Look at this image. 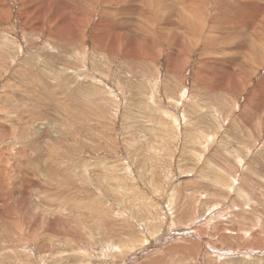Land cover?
Wrapping results in <instances>:
<instances>
[{"label": "rangeland", "instance_id": "rangeland-1", "mask_svg": "<svg viewBox=\"0 0 264 264\" xmlns=\"http://www.w3.org/2000/svg\"><path fill=\"white\" fill-rule=\"evenodd\" d=\"M149 3L154 53L136 57L94 41L97 25L101 36L124 35L128 25L120 23V9L126 2L110 1L112 15L102 14L99 0L80 22L70 13L71 30L62 28V34L59 21L51 27L53 7L42 29H35L24 22L20 0L6 1L9 15L0 21V214L10 215L12 226L7 222V236H0V264H67L73 255L103 263L111 253L119 264L144 241L138 248L144 253L131 264H194L197 243L186 234L201 232L234 250L210 255L209 264L264 261V251L254 253L264 250V94L255 91L264 63H254L248 76L243 69L256 60L241 46L243 37L232 34L228 50L204 51L197 24L185 29L199 45L183 56L174 36L180 18L170 27L163 22L177 48L169 53L154 15L163 10ZM196 9L205 22L208 8ZM219 13L208 17L209 24ZM171 56L183 67L170 66ZM203 59L208 66L201 67ZM28 217L34 226L23 223ZM181 228V236L162 242L160 234Z\"/></svg>", "mask_w": 264, "mask_h": 264}, {"label": "bare ground", "instance_id": "bare-ground-1", "mask_svg": "<svg viewBox=\"0 0 264 264\" xmlns=\"http://www.w3.org/2000/svg\"><path fill=\"white\" fill-rule=\"evenodd\" d=\"M6 1L7 0H0V21L2 20H6L8 18L9 15V8L6 5ZM34 0H20L21 3V13L23 15L24 18V22L26 24L31 25L33 28L35 29H42L43 27V23L44 21L47 19V15L50 12L48 9L51 7H53V10L56 12L54 13L52 20H51V27H53V24H57L58 21L60 24L61 29L58 27V30L60 29V31L63 33V29H68L71 30V23H66L69 21L68 17H70V13L75 15L74 19L77 20V22H80L83 18V14L82 12L85 11L86 9H88L89 7H93V5H96V3L99 0H45V2L42 5L39 6H34L33 4ZM115 0H103L104 4H103V8H102V14H106V13H110V10L108 9V4ZM119 1V0H118ZM121 2H125L127 3L124 8H121L120 10L122 11V21H120L121 24L123 25H128L124 35L122 36L119 32V36L118 35H111V33L108 31V33L110 34H104L105 36H101L102 32H103V28L100 27V25L98 26V30L94 31L95 35H94V41L96 42L98 47H102V48H107L108 50H111L112 52H117L120 47H124V53L127 56H136V57H143L142 54L144 52L147 53H154V52H149V49H154V48H150L149 47V42H151L153 44V41L151 40L153 37V28L151 26L152 20L149 17H146V12H149L150 7V3L149 0H120ZM152 2L156 3V11L158 10H163L162 12L158 13H154L155 17L157 18V21L159 23L158 28H161V31H159L161 34V37L163 39L164 42L168 43L171 46V51L169 53L172 52H177V48L175 47L174 43L171 40V37L169 36V34L167 32H165L164 28H163V22L166 21L168 27H170V25L172 24V22L175 20V18H180L183 19L182 21V26L176 28V34L174 35L177 38V42H178V48L183 50V56H186L187 54H190L193 52V50H195L198 45H199V40L200 39H196L193 37V35H191V33L185 29V26L194 31L196 24L198 25V35H201L205 41V48L204 51L206 50H212L215 52L218 50L219 47L226 45L228 48L227 50L230 48L231 43L229 40V36L230 34L234 35L235 39H239L240 37H243V41L241 46H247L246 48L250 50V55H253L252 59H255L256 61H253L250 59V63L248 64L250 67H246L243 70H246V72L248 73L247 75L250 76L251 74L253 75L252 71L253 69H251L254 65V63H258L259 66L261 67L262 64L264 63V0H151ZM142 3L144 5H139V3ZM39 3V2H38ZM120 3V2H119ZM135 3L137 4V7L135 6ZM115 4V3H113ZM199 4H203L204 6H206V9L208 8V13L210 15L215 14L217 12L220 11L219 15L214 16V22L212 24H209L208 22V17L210 15H208L205 18V22L204 20H198L199 19V14L200 11L196 9V7ZM119 5V4H118ZM123 5V4H122ZM147 5L144 9H142V12L138 10L139 6H145ZM117 6V3H116ZM120 7V6H119ZM153 7V6H152ZM220 7V9H219ZM228 7H234L235 8V13L233 14L234 11H229L228 12ZM96 9V8H94ZM123 9V10H122ZM141 10V9H140ZM114 11V10H113ZM112 11V12H113ZM116 11V10H115ZM119 11V10H118ZM202 11V10H201ZM117 12V11H116ZM115 12V13H116ZM92 13V12H91ZM95 13V12H94ZM93 13V14H94ZM112 14V13H110ZM121 14V13H119ZM150 14V13H149ZM113 15V14H112ZM148 15V14H147ZM72 16V15H71ZM91 16V15H90ZM99 16V15H98ZM203 16V15H202ZM73 17V16H72ZM104 17V16H103ZM106 17V16H105ZM119 17V16H117ZM152 17V16H151ZM201 17V16H200ZM205 17V16H204ZM32 18V19H31ZM100 18V17H99ZM113 18V17H112ZM147 19V23H143L144 19ZM101 19V18H100ZM150 19V20H149ZM99 20V19H98ZM121 20V18H120ZM85 21V20H84ZM46 22V21H45ZM75 22V21H72ZM98 22V21H97ZM104 22V20H103ZM198 22V23H197ZM100 23V22H98ZM102 23V21H101ZM46 24V23H45ZM75 23H73L74 25ZM78 24V23H77ZM121 24H117L121 26ZM76 25H74V29ZM88 26V25H87ZM96 26V24H95ZM109 26V25H107ZM105 26V27H107ZM113 26V25H112ZM111 26V27H112ZM115 26V27H117ZM123 26V27H125ZM176 26V25H175ZM104 27V28H105ZM119 27V26H118ZM122 27V26H121ZM120 27V28H121ZM63 28V29H62ZM73 28V27H72ZM79 28V26L77 27ZM113 28V27H112ZM183 32H182V29ZM97 29V28H96ZM106 29V28H105ZM108 29H110L108 27ZM112 30V29H111ZM123 30V29H120ZM56 31V30H55ZM58 31V32H60ZM74 31V30H73ZM78 31V30H77ZM106 31V30H105ZM57 32V33H58ZM114 32V30H113ZM4 33V32H3ZM55 33V32H54ZM69 33V32H68ZM72 33V32H71ZM117 33V30H116ZM115 33V34H116ZM67 34V33H65ZM70 34V33H69ZM73 35V34H72ZM111 36V37H109ZM152 36V37H151ZM200 38V37H199ZM196 40V41H195ZM165 44V43H164ZM248 44V45H247ZM154 45V44H153ZM252 45V46H251ZM95 46V48L97 47ZM160 46V45H159ZM251 46V47H250ZM53 47V46H51ZM78 47V46H77ZM74 48V47H73ZM98 50V48H96ZM8 50V49H7ZM65 50V48H64ZM54 51V50H53ZM76 51V50H75ZM203 51V52H204ZM211 52V51H209ZM208 52V53H209ZM73 53V52H72ZM168 53V52H167ZM60 54V53H59ZM77 54V53H75ZM145 55V54H144ZM202 55V54H201ZM203 56V55H202ZM76 57V56H75ZM104 57V56H103ZM107 57V56H106ZM215 58V57H213ZM110 60V59H109ZM206 60H210L209 58H206ZM205 59L201 60L202 64L201 67L204 66H208L209 62H207ZM212 60V59H211ZM214 60V59H213ZM104 58L103 61L104 62ZM212 62V61H211ZM216 62V60H215ZM213 64V63H212ZM169 65L172 66L173 68L178 67V66H182L181 64H179L178 59L175 56H171L170 60H169ZM247 65V66H248ZM253 65V66H252ZM258 66V67H259ZM198 67V66H197ZM35 68V67H34ZM203 69V68H202ZM229 69V68H228ZM60 70V69H59ZM217 70V68H216ZM230 70V69H229ZM219 71V69H218ZM226 71V70H225ZM61 72V71H60ZM245 72V73H246ZM198 71L196 72V75H198ZM226 75H228L227 73H225ZM232 74V73H230ZM195 75V76H196ZM235 75V74H233ZM232 77L234 78L235 76ZM251 75V76H252ZM36 76V75H35ZM229 76V75H228ZM231 76V75H230ZM181 77V76H180ZM239 78V77H238ZM23 79V78H22ZM41 79V78H40ZM206 79V78H205ZM227 80V79H226ZM41 81V80H40ZM43 81V80H42ZM232 81V80H231ZM234 81V80H233ZM238 80H236L237 82ZM207 82V81H206ZM226 82V81H224ZM229 81H227L226 83H228ZM235 82V81H234ZM233 82V83H234ZM235 82V84H236ZM222 83V82H221ZM230 84V83H229ZM234 84V85H235ZM246 84V82H245ZM249 83H247L248 85ZM49 85V84H48ZM223 85V84H222ZM239 86V84H237ZM235 85V86H237ZM216 86V85H215ZM232 86V85H231ZM234 86V88H236ZM49 87V86H48ZM214 87V86H213ZM217 87H219L217 85ZM221 87V86H220ZM240 87V86H239ZM215 88V87H214ZM222 88V87H221ZM232 88V87H231ZM206 90V89H205ZM233 90V89H232ZM207 91V90H206ZM236 91V90H235ZM257 92H259L261 95L263 96L264 94V80H262L259 84V86L257 87V89L255 90ZM44 92V91H43ZM215 92V91H214ZM256 92V94H257ZM217 93V92H216ZM219 93V92H218ZM258 93V94H259ZM74 94V93H73ZM210 94V93H209ZM213 94V93H212ZM223 94V93H222ZM255 94V97H256ZM215 95V94H214ZM228 96V95H227ZM69 97V96H68ZM229 97V96H228ZM254 98V100H256ZM258 97V96H257ZM81 98V97H80ZM263 98V97H262ZM260 99V97H259ZM199 100V99H198ZM193 102L195 101L192 100ZM261 101V100H260ZM263 101V100H262ZM262 101L260 103H262ZM205 102V101H204ZM259 102V101H258ZM257 103V102H256ZM196 104V102H195ZM259 104V103H258ZM263 104V103H262ZM261 104V107H262ZM194 105V104H193ZM264 105V104H263ZM209 106V105H208ZM46 107V106H45ZM177 107V106H176ZM249 107H252V105L249 102ZM179 108V107H178ZM203 108V107H202ZM254 108V107H253ZM263 108V107H262ZM255 109H257V107H255ZM260 108H258L259 110ZM217 110V109H216ZM262 111V109H260ZM264 110V109H263ZM260 111V112H261ZM205 114V113H204ZM210 114V113H209ZM251 114V113H250ZM256 114V113H255ZM245 115L247 116V114L245 113ZM245 115L242 114V116L244 117ZM253 116V115H252ZM257 116V115H256ZM184 117V116H183ZM174 118V117H173ZM252 118V117H250ZM250 118H247V122L249 121ZM187 119V118H186ZM38 120V119H37ZM193 120V119H192ZM134 121V120H133ZM241 121V120H240ZM238 122V121H237ZM246 122V121H245ZM243 123V122H242ZM252 123V122H250ZM131 124V123H130ZM234 125L236 124L235 122L233 123ZM238 124V123H237ZM43 125V124H42ZM179 125V124H178ZM21 126V125H20ZM34 126V125H33ZM238 126V125H237ZM242 126V125H240ZM245 127V126H242ZM248 127V126H247ZM234 128V127H233ZM240 129V127H238ZM232 129V128H231ZM237 129V128H236ZM250 129V128H249ZM238 130V129H237ZM240 132V131H239ZM41 133V132H40ZM205 133V132H204ZM194 134V133H193ZM240 134V133H239ZM245 134V133H242ZM132 135V134H131ZM146 135V134H145ZM197 135V134H196ZM244 137V135H241ZM257 136V135H256ZM208 137V136H207ZM246 138V136L244 137V139ZM248 139V138H247ZM211 140V139H210ZM49 150V149H48ZM4 151V150H3ZM43 158V157H42ZM41 158V159H42ZM39 164V163H38ZM45 165V164H44ZM72 167V166H71ZM23 168V167H22ZM40 185V184H39ZM41 188V187H40ZM50 196V195H49ZM23 197V196H22ZM51 197V196H50ZM28 198V197H27ZM25 199V198H24ZM63 199V198H62ZM11 200V199H10ZM28 201V200H27ZM26 201V202H27ZM63 201V200H62ZM18 202V201H17ZM22 202V201H21ZM13 203V202H12ZM25 203V202H24ZM28 203V202H27ZM34 203V202H33ZM59 203V202H58ZM7 204V203H6ZM6 204H3L7 207ZM35 204V203H34ZM23 205V204H21ZM45 205V204H43ZM51 205V204H50ZM4 207V206H2ZM53 208V207H52ZM68 208V207H67ZM41 209V208H40ZM78 210V209H77ZM42 211V210H41ZM46 211V209H45ZM49 211V210H48ZM47 211V212H48ZM79 212V211H78ZM4 213V212H3ZM3 213L0 214V218H4V219H0V221L3 222V225L0 224V232L4 233V234H0V236H7L8 232L6 231V228L4 230V226L7 222H9L8 224L10 226H12V223H10L11 220V216L6 214V216H3ZM45 213V212H44ZM50 213L51 210H50ZM48 213V214H50ZM47 214V215H48ZM63 214V213H62ZM7 217V218H6ZM46 217V216H45ZM48 217V216H47ZM46 217V218H47ZM53 217V216H52ZM27 218V217H26ZM23 219V223H25V225L27 223L32 224L33 226L35 225V223L32 221L33 219L29 218L28 219ZM48 221V220H47ZM55 221V220H54ZM61 221V220H60ZM59 221V222H60ZM52 223V222H51ZM29 224V225H30ZM55 224V222H54ZM27 225V226H29ZM31 225V226H32ZM50 225V224H49ZM52 225V224H51ZM58 225V224H56ZM53 227V226H52ZM54 228V227H53ZM184 230V229H183ZM182 228L180 230L177 231H172V232H168L167 235L165 237H162V234H160V238H162V242L168 240L169 238L173 237L174 235L177 236H181V232L183 231ZM188 230V229H187ZM186 230V231H187ZM9 231V230H8ZM56 231V230H55ZM58 233V232H57ZM155 233V231H154ZM153 233V234H154ZM202 236L199 233H188L186 234V238L189 239V241H194L197 243V252H196V259L194 261V264H209L206 260H208L209 256L216 254V253H220L222 254L223 252H229V254L231 253L230 251L234 250L232 248L229 247V245H225V244H218V242H212L210 240H208L207 238L204 237V232H201ZM152 236V234H151ZM257 236V235H256ZM154 237V235H153ZM258 237V236H257ZM155 238V237H154ZM157 238V237H156ZM256 238V237H255ZM214 239V238H212ZM258 239V238H257ZM262 240V239H261ZM169 241V240H168ZM260 241V240H259ZM147 242V241H146ZM167 243V242H166ZM53 244V243H52ZM58 243V247H59ZM65 243L62 244V246ZM66 244H69V241L66 242ZM143 244H145L144 242H140L139 243V247H141ZM259 244V243H258ZM50 245V244H49ZM257 245V244H256ZM66 246V245H65ZM64 248L67 249V246ZM69 246V245H68ZM124 246V245H123ZM259 246V245H258ZM263 246V245H262ZM261 246V247H262ZM53 247V246H52ZM55 247V246H54ZM70 247V246H69ZM68 247V248H69ZM253 247V246H252ZM256 247V246H255ZM62 248V247H61ZM63 248V249H64ZM122 248V247H121ZM138 248L134 251L131 249V251H126L128 252L125 257L121 260V262L119 264H131L134 260L139 259L142 254L144 252H141L138 250ZM54 249V248H53ZM258 251H255L254 253L259 252V254L264 251L262 248H255ZM120 251V250H119ZM240 252H244V250L241 248L239 249ZM146 252V251H145ZM115 254H120L119 252H115ZM264 254V253H263ZM6 255V254H5ZM56 256H58V259H62V263H63V259L62 258V254L61 253H56ZM71 255V254H70ZM73 255V254H72ZM110 255V254H109ZM219 255V254H218ZM225 255V254H224ZM254 255V254H253ZM111 257L108 260H103L104 262H100L97 259H92V258H86L83 259L82 257H78V256H72L70 259H67V261L65 263L67 264H115L114 262V255H110ZM264 256V255H263ZM54 257V256H52ZM61 257V258H59ZM93 257V255H92ZM115 257H117L115 255ZM7 258V256H6ZM5 258V259H6ZM95 258V257H94ZM108 258V257H107ZM56 259V258H55ZM54 259V260H55ZM57 259V260H58ZM258 259H260L258 257ZM256 260V262H253V264H264V261L261 260ZM3 259H1L2 261ZM188 260V258H187ZM53 261V259H52ZM191 261V260H190ZM188 262V261H187ZM52 263V262H51ZM193 263V262H192ZM50 264V263H49ZM55 264V262L53 263ZM186 264V263H185ZM248 264V263H247ZM249 264H252V262H249Z\"/></svg>", "mask_w": 264, "mask_h": 264}]
</instances>
